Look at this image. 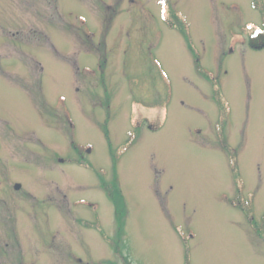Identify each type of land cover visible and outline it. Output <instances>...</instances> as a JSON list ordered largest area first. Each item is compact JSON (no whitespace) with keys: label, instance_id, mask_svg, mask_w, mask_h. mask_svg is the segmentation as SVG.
<instances>
[{"label":"rangeland","instance_id":"1","mask_svg":"<svg viewBox=\"0 0 264 264\" xmlns=\"http://www.w3.org/2000/svg\"><path fill=\"white\" fill-rule=\"evenodd\" d=\"M162 1L0 0V264H264V0Z\"/></svg>","mask_w":264,"mask_h":264},{"label":"trees","instance_id":"2","mask_svg":"<svg viewBox=\"0 0 264 264\" xmlns=\"http://www.w3.org/2000/svg\"><path fill=\"white\" fill-rule=\"evenodd\" d=\"M258 3V7L261 9V12L264 14V10L262 7V4H260L259 1H257ZM261 5V6H260ZM254 36L253 34H251V37ZM112 186H113V191L115 193V197H113V204H114V220L116 221V225L119 226L120 228L123 225V219L124 216L126 215V208L124 205V201H123V197L120 193L119 188L117 187V183L116 181H114V184L110 185L109 187H106V190H108L110 193H112ZM111 200H112V194H111ZM121 234V233H119ZM116 246L114 247V249L118 246V244L115 242ZM118 248V247H117ZM118 250H120V248H118ZM125 264H127V261L125 260Z\"/></svg>","mask_w":264,"mask_h":264},{"label":"water","instance_id":"3","mask_svg":"<svg viewBox=\"0 0 264 264\" xmlns=\"http://www.w3.org/2000/svg\"><path fill=\"white\" fill-rule=\"evenodd\" d=\"M19 187V185H15V188H18Z\"/></svg>","mask_w":264,"mask_h":264}]
</instances>
